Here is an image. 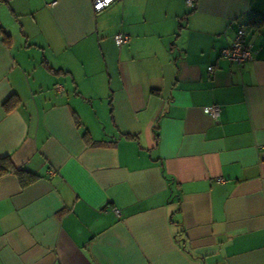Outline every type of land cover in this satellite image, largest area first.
Returning a JSON list of instances; mask_svg holds the SVG:
<instances>
[{
  "label": "crops",
  "instance_id": "1",
  "mask_svg": "<svg viewBox=\"0 0 264 264\" xmlns=\"http://www.w3.org/2000/svg\"><path fill=\"white\" fill-rule=\"evenodd\" d=\"M185 1L0 0V264H264V0Z\"/></svg>",
  "mask_w": 264,
  "mask_h": 264
},
{
  "label": "built area",
  "instance_id": "2",
  "mask_svg": "<svg viewBox=\"0 0 264 264\" xmlns=\"http://www.w3.org/2000/svg\"><path fill=\"white\" fill-rule=\"evenodd\" d=\"M118 1L119 0H91V8L94 13H100ZM185 2L187 7H193V0H186ZM243 36L244 28L240 27L237 29L235 37L231 43L220 51V57L236 66H241L244 63L250 61L255 54V50L253 49L252 45L244 42ZM127 41V36L122 34H117L113 37V42L116 46L124 45L127 43ZM208 72L210 74L212 73L211 67L208 68ZM56 88L57 90H60L59 87ZM219 110L220 108L217 105L204 108V111L210 113L213 119L217 118ZM49 174L52 175L53 172L50 171Z\"/></svg>",
  "mask_w": 264,
  "mask_h": 264
},
{
  "label": "trees",
  "instance_id": "3",
  "mask_svg": "<svg viewBox=\"0 0 264 264\" xmlns=\"http://www.w3.org/2000/svg\"><path fill=\"white\" fill-rule=\"evenodd\" d=\"M194 3V0H193ZM7 172H11L18 176L19 182L21 185H27L30 182L35 180V177L29 174H23V171L14 169L11 164L8 162L7 158L0 159V177L6 174Z\"/></svg>",
  "mask_w": 264,
  "mask_h": 264
}]
</instances>
